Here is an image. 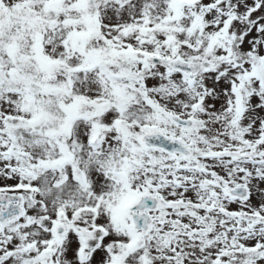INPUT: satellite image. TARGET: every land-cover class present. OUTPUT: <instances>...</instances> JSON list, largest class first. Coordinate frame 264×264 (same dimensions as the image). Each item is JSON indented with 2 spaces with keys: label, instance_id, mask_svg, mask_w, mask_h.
Masks as SVG:
<instances>
[{
  "label": "snow or ice",
  "instance_id": "1",
  "mask_svg": "<svg viewBox=\"0 0 264 264\" xmlns=\"http://www.w3.org/2000/svg\"><path fill=\"white\" fill-rule=\"evenodd\" d=\"M0 264H264V0H0Z\"/></svg>",
  "mask_w": 264,
  "mask_h": 264
}]
</instances>
